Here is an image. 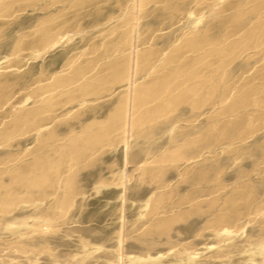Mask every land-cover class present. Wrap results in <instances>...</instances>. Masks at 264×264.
Here are the masks:
<instances>
[{
  "label": "rangeland",
  "instance_id": "374dc122",
  "mask_svg": "<svg viewBox=\"0 0 264 264\" xmlns=\"http://www.w3.org/2000/svg\"><path fill=\"white\" fill-rule=\"evenodd\" d=\"M263 37L264 0H0V264H264Z\"/></svg>",
  "mask_w": 264,
  "mask_h": 264
},
{
  "label": "bare ground",
  "instance_id": "6f19581e",
  "mask_svg": "<svg viewBox=\"0 0 264 264\" xmlns=\"http://www.w3.org/2000/svg\"><path fill=\"white\" fill-rule=\"evenodd\" d=\"M241 12H242V11H241ZM259 31H260V30H259ZM243 33H244V32H243ZM257 33H258V32H257ZM247 34H248V32H247ZM242 36H243V35H242ZM263 38H264V37H263ZM242 42H243V40H242ZM251 42H252V41H251ZM244 43H245V42H244ZM231 45H232V44H231ZM234 45H235V44H234ZM237 45H238V44H237ZM242 45H243V44H242ZM224 46H225V45H224ZM235 46H236V45H235ZM245 47H246V45H245ZM253 47H254V46H253ZM192 48H193V47H192ZM250 49H251V48H250ZM258 49H260V48H258ZM192 51H193V50H192ZM196 51H197V50H196ZM223 51H224V50H223ZM223 51H222V52H223ZM246 51H247V50H246ZM125 52H126V51H125ZM247 53H248V52H247ZM111 54H112V53H111ZM123 54H124V52H123ZM132 57H133V59H134V56H132ZM252 57H253V56H252ZM252 57H251V58H252ZM125 58H126V57H125ZM185 62H186V61H185ZM188 62H189V61H188ZM179 64H180V63H179ZM192 64H193V63H192ZM112 65H113V64H112ZM114 65H115V64H114ZM184 67H185V65H184ZM108 68H109V67H108ZM165 68H166V67H165ZM172 68H173V67H172ZM174 68H175V67H174ZM178 68H179V67H178ZM188 68H189V67H188ZM159 69H160V68H159ZM117 70H118V69H117ZM149 70H150V69H149ZM182 70H183V68H182ZM186 70H187V68L185 69V71H186ZM156 71H157V70H156ZM158 71H159V70H158ZM185 71H184V74L187 73V72H185ZM196 71H197V70H196ZM172 72H173V71H172ZM177 72H180V70H178V69L176 68V70H175L173 73H177ZM92 73H93V72H92ZM146 73H147V72H146ZM180 73H181V72H180ZM180 73H179V75H180ZM184 74H183V76L185 77L186 75H184ZM189 74H190V73H189ZM190 75H191V74H190ZM192 75H193V74H192ZM79 76H80V75H79ZM88 76H89V75H88ZM171 76H172V75H171ZM195 76H196V75H195ZM116 77H117V76H116ZM132 77H133V76H132ZM156 77H157V76H156ZM181 77H182V76H181ZM86 78H87V77H86ZM91 78H92V77H91ZM130 78H131V77H130ZM134 78H135V77H134ZM149 78H150V77H149ZM154 78H155V77H154ZM159 78H160V77H159ZM169 78H170V77H169ZM169 78H168V79H169ZM177 78H178V77H177ZM89 79H90V78H89ZM160 79H162V77H161ZM168 79H167V80H168ZM178 79H179V78H178ZM180 79H181V78H180ZM79 80H81V79H79ZM85 80H86V79H85ZM163 80H164V79H163ZM92 81H93V80H92ZM111 81H112V80H111ZM168 81H170V80H168ZM175 81H176V80H175ZM182 81H183V80H182ZM162 82H163V81H162ZM171 82H174V80H172ZM171 82H170V83H171ZM183 82H184V81H183ZM185 82H186V81H185ZM85 83H86V82H85ZM88 83H89V82H88ZM180 83H181V82H180ZM187 83H188V82H187ZM83 84H84V83H83ZM160 84H161V83H160ZM162 84H163V83H162ZM162 84H161V85H162ZM164 84H165V81H164ZM181 84H182V83H181ZM158 85H159V81H158ZM187 85H188V84H187ZM178 86H179V85H178ZM188 86H189V85H188ZM191 86H192V85H190L189 88H190ZM83 87H84V86H83ZM99 87H100V86H99ZM133 87H134V79H132V81L130 82V88H131L130 90H131V91L133 90ZM186 87H187V86H186ZM204 87H205V86H204ZM207 87H208V86H207ZM87 88H88V87H87ZM153 88H154V87H153ZM158 88H159V87H158ZM168 88H169V87H168ZM194 88H196V87H194ZM172 89H173V88H172ZM176 89H177V88H176ZM84 90H86V89H84ZM95 90H96V89H95ZM154 90H155V89H154ZM186 90H187V89H186ZM186 90H185V91H186ZM190 90H191V88H190ZM242 90H243V89H242ZM205 91H206V90H205ZM244 91H246V90H244ZM92 92H93V91H92ZM96 92H97V91H96ZM240 92H241V91H240ZM75 93H76V92H75ZM87 93H89V92H87ZM90 93H91V92H90ZM149 93H150V92H149ZM258 93H259V92H258ZM84 94H85V93H84ZM101 95H103V93H102ZM155 95H156V94H155ZM225 95H226V94H225ZM91 96H92V95H91ZM176 96H177V95H176ZM176 96H175V97H176ZM82 97H83V96H82ZM180 97H181V95H180ZM196 97H197V96H196ZM228 97H229V96H228ZM262 97H263V96H262ZM88 98H89V97H88ZM155 98H156V97H155ZM184 98H186V97H184ZM184 98H183V99H184ZM230 98H231V97H230ZM176 99H177V98H176ZM178 99H179V98H178ZM181 99H182V98H181ZM181 99H179L180 102H182ZM225 99H227V98H225ZM149 100H150V99H149ZM166 100H167V99H166ZM174 100H175V99H174ZM246 100H247V98H246ZM246 100H245V101H246ZM177 101H178V100H177ZM185 101H186V100H185ZM193 101H194V100H193ZM134 102H135V101H134ZM144 102H146V101H144ZM174 102H176V101H174ZM180 102H179V103H180ZM187 102H188V101H187ZM195 102H197V101H195ZM200 102H201V101H200ZM142 103H143V102H142ZM148 103H149V101H148ZM176 103H178V102H176ZM176 103H175V104H176ZM192 103H193V102H192ZM236 103H237V102H236ZM245 103H246V102H245ZM245 103H244V104H245ZM144 104H145V103H144ZM144 104H143V105H144ZM160 104H161V102H160ZM190 104H191V103H190ZM193 104H194V103H193ZM191 105H192V104H191ZM245 105H246V104H245ZM152 106H153V105H152ZM164 106H165V105H164ZM241 106H243V104H242ZM246 106H247V105H246ZM192 107H194V108L197 107V104H196L195 106H192ZM244 107H245V106H244ZM165 108H166V107H165ZM131 109H132V108H131ZM166 109H167V108H166ZM192 109H193V108H192ZM138 110H141V109H138ZM133 111H134V110H133ZM141 112H142V111H141ZM144 114H145V113H144ZM24 115H25V114H24ZM120 116H121V115H120ZM143 117H144V116H143ZM146 118H147V117H146ZM131 119H132V117H131ZM131 119H130V120H131ZM134 119H136V118H134ZM134 119H133L132 121H134ZM152 119H153V118H152ZM136 120H137V119H136ZM119 121H120V120H119ZM111 122H112V120H111ZM142 122H143V121H142ZM110 124H111V123H110ZM107 125H108V124H107ZM103 138H104V137H103ZM98 143H99V142H98ZM96 148H97V147H96Z\"/></svg>",
  "mask_w": 264,
  "mask_h": 264
}]
</instances>
